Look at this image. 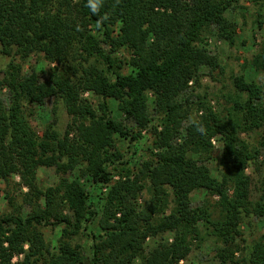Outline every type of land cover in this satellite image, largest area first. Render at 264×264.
<instances>
[{
	"label": "trees",
	"instance_id": "16d2710c",
	"mask_svg": "<svg viewBox=\"0 0 264 264\" xmlns=\"http://www.w3.org/2000/svg\"><path fill=\"white\" fill-rule=\"evenodd\" d=\"M237 1L103 0L92 13L86 0H0L3 54L22 64L37 55L72 69L53 67L42 80L11 61L0 82L9 96L8 104L0 98V180L17 173L28 188L27 211H0V264H184L204 243L212 246L211 264H264V241L238 244L243 218L264 216V186L250 202L245 173L257 149L241 136L260 131L264 149V38L252 59L262 81L232 76L224 112L205 96L191 104L179 99L190 82L223 73L207 45L211 36L234 43L236 26L226 14ZM257 23L264 24V8ZM86 92L98 98L96 106ZM49 98L71 119L63 134L54 123L40 135L31 125ZM110 103L125 122L110 116ZM145 134L150 143L131 164L129 144ZM212 137L225 160L220 179L206 164ZM40 166L79 174L41 188L34 181ZM83 177L97 185L112 178L100 212ZM197 190L210 201L192 206ZM95 220L97 232L89 229ZM44 227L60 228L54 245ZM81 234L90 237L88 254L74 243ZM147 238L154 241L146 248Z\"/></svg>",
	"mask_w": 264,
	"mask_h": 264
},
{
	"label": "rangeland",
	"instance_id": "374dc122",
	"mask_svg": "<svg viewBox=\"0 0 264 264\" xmlns=\"http://www.w3.org/2000/svg\"><path fill=\"white\" fill-rule=\"evenodd\" d=\"M263 8L264 0H238L235 5L227 11V17L234 22L236 26L234 43L229 44L211 36L207 45L210 52L218 56L220 64L224 68L223 73L218 74V72H213V77L209 75L201 76L197 84L190 82V87L179 97L181 100L180 102L186 103L187 98H189V103L191 104L197 101V96H205L213 110L224 112L225 108L229 105L226 101L227 97L233 94L232 76L243 75L248 80L257 82L262 81V75L255 70L252 59L254 55L258 53L264 38V24L259 27L257 23L258 14L262 13ZM11 61L14 63H21L15 56H6L3 54L0 45V82H2L4 73L8 69V64ZM73 62L74 61H71L72 64ZM22 66L23 73L35 71L42 80H47L49 78L51 68L53 67H58L57 72L60 73H62V70H70V72L72 70L67 66V62L63 65L49 63L41 56L37 55L30 56ZM203 73L206 74L207 69H204ZM84 97L89 98L93 105L96 106L98 102L97 97L90 96L88 92L84 93ZM0 98L4 101V104H8L9 96L5 87L1 88L0 86ZM109 105L110 116L113 115L117 120L125 122L123 116L120 115L116 107L112 106V103ZM199 114L200 113L195 112L194 108L191 109V118H195ZM30 121L34 129L39 130V135L41 134L42 128L48 123H54L53 125L56 130L61 134L70 128L69 126L71 124V119L69 115H67L63 103L60 100L54 102V98L47 99L42 107L35 109ZM241 136L252 148L257 149L256 158L248 164L245 170L246 175L249 177L250 184L249 199L250 202L255 203L263 193L264 149L258 145L260 131L253 130L250 133H242ZM210 141L212 148L210 151V158L206 164L211 174L220 179L221 172L225 165L222 145L215 137H212ZM149 143L150 139L145 134L140 141L129 144L130 152L126 154V158H130L131 164H137L140 161V155L144 153ZM78 174V169H75L71 173L69 172L61 175L52 167L40 166L34 173V181L39 187L45 188L55 185L61 176L74 178ZM80 182L89 191V201L93 203L96 210L100 212V207L104 200L103 198L108 192L109 186L112 183V178L103 185L91 184L87 177L81 178ZM27 192L28 188L17 173H12L7 180H0V211L6 213L17 211L18 209H20V211H27V205L24 201ZM145 199L146 195L144 193L140 194L138 200L139 204L141 205L144 203ZM207 199L210 201L204 190L194 191L190 195L192 206L201 205L204 201L206 202ZM213 199L216 200L217 197L214 196ZM240 226L242 232V236L238 241L240 248H244L245 246L249 247L257 240L264 241V216L258 217L250 214L243 218ZM89 229L94 232L99 230L97 220L89 224ZM42 232L45 240L51 245H54L60 236L59 227H44L42 228ZM153 241L154 240L147 238L145 240V247H150ZM74 243L80 244L85 254L89 253L90 237H88V235H78L74 239ZM211 251L212 246L209 243H204L197 248L193 247V250L189 253L186 260H184V264H211ZM15 260L16 257L12 259V261Z\"/></svg>",
	"mask_w": 264,
	"mask_h": 264
},
{
	"label": "clouds",
	"instance_id": "9594fccd",
	"mask_svg": "<svg viewBox=\"0 0 264 264\" xmlns=\"http://www.w3.org/2000/svg\"><path fill=\"white\" fill-rule=\"evenodd\" d=\"M102 5L103 0H86V6L92 13H97L102 7ZM192 123H195V120H193Z\"/></svg>",
	"mask_w": 264,
	"mask_h": 264
}]
</instances>
